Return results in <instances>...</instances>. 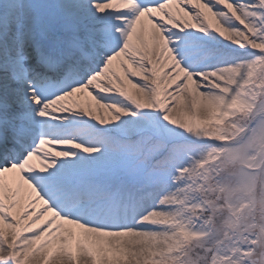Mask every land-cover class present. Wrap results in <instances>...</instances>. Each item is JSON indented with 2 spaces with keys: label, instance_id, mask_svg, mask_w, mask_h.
<instances>
[{
  "label": "snow or ice",
  "instance_id": "snow-or-ice-1",
  "mask_svg": "<svg viewBox=\"0 0 264 264\" xmlns=\"http://www.w3.org/2000/svg\"><path fill=\"white\" fill-rule=\"evenodd\" d=\"M0 264H264V0H0Z\"/></svg>",
  "mask_w": 264,
  "mask_h": 264
}]
</instances>
